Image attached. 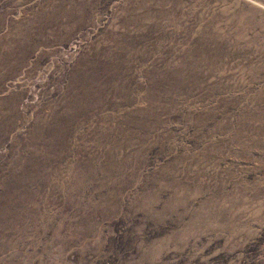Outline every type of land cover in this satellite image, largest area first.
Listing matches in <instances>:
<instances>
[{
  "label": "rangeland",
  "instance_id": "rangeland-1",
  "mask_svg": "<svg viewBox=\"0 0 264 264\" xmlns=\"http://www.w3.org/2000/svg\"><path fill=\"white\" fill-rule=\"evenodd\" d=\"M0 264H264V0H0Z\"/></svg>",
  "mask_w": 264,
  "mask_h": 264
}]
</instances>
